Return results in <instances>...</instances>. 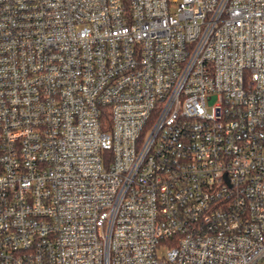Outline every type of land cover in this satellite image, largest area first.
I'll use <instances>...</instances> for the list:
<instances>
[{
	"label": "built area",
	"instance_id": "2783aa9c",
	"mask_svg": "<svg viewBox=\"0 0 264 264\" xmlns=\"http://www.w3.org/2000/svg\"><path fill=\"white\" fill-rule=\"evenodd\" d=\"M0 264H264V0H0Z\"/></svg>",
	"mask_w": 264,
	"mask_h": 264
}]
</instances>
